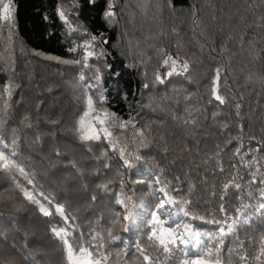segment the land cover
I'll use <instances>...</instances> for the list:
<instances>
[{"label":"trees","instance_id":"1","mask_svg":"<svg viewBox=\"0 0 264 264\" xmlns=\"http://www.w3.org/2000/svg\"><path fill=\"white\" fill-rule=\"evenodd\" d=\"M0 264H264V0H0Z\"/></svg>","mask_w":264,"mask_h":264},{"label":"water","instance_id":"2","mask_svg":"<svg viewBox=\"0 0 264 264\" xmlns=\"http://www.w3.org/2000/svg\"><path fill=\"white\" fill-rule=\"evenodd\" d=\"M111 12H112V10L110 9V10L108 11V15H107V16H109V15L111 14Z\"/></svg>","mask_w":264,"mask_h":264}]
</instances>
